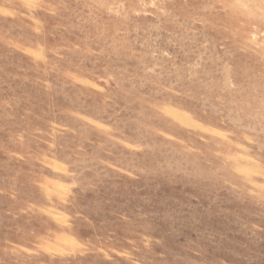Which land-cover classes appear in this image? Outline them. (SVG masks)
<instances>
[{
    "label": "rangeland",
    "instance_id": "rangeland-1",
    "mask_svg": "<svg viewBox=\"0 0 264 264\" xmlns=\"http://www.w3.org/2000/svg\"><path fill=\"white\" fill-rule=\"evenodd\" d=\"M0 264H264V0H0Z\"/></svg>",
    "mask_w": 264,
    "mask_h": 264
}]
</instances>
